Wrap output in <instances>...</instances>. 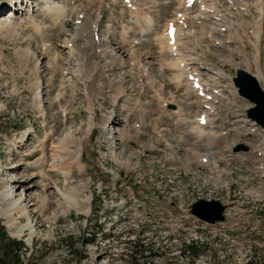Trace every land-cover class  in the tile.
Listing matches in <instances>:
<instances>
[{
    "label": "rangeland",
    "instance_id": "obj_1",
    "mask_svg": "<svg viewBox=\"0 0 264 264\" xmlns=\"http://www.w3.org/2000/svg\"><path fill=\"white\" fill-rule=\"evenodd\" d=\"M4 1L3 5H10ZM82 1L74 10L85 9V13L87 10V15L92 18L94 9L102 7L97 5L96 0L88 4L86 1L89 0ZM247 1L249 7L239 13L249 12L251 20H256L254 18L259 15L252 12L254 4L252 0ZM175 2L159 0V6L155 7V19L159 14L157 24L149 28L148 34L138 35L140 42L134 47L139 55L137 62L147 66L143 77L161 78L166 85L165 91H176L188 105L193 99L192 92L184 84L175 87L163 78L172 75L171 68L161 64L164 59L167 63L168 54L163 40L154 35L174 9ZM258 2L263 8V1ZM26 5L27 2L20 7L17 5L18 9L12 12L19 15L18 18H14L5 5L1 7L6 9L0 11V194L6 191L12 193L28 210L21 216L3 215L6 207L0 199V222L9 235L23 243L19 250L21 260L14 264H264V175L260 176L257 170L250 167L259 158L252 152L246 154L249 170L235 169L233 163L225 161L219 162L217 171L201 169L195 158L202 154L200 151L206 148L202 142L208 143L209 138L205 140V135L199 138L186 131L181 124L175 123L176 115L159 114L155 111L154 101L149 98L146 99L149 111H145L148 136L155 137V130L161 125L166 126L164 137L167 141H162L160 145L165 142L173 157L164 158L156 151L143 156L133 152L139 140L127 145L130 136L124 135L121 125V118L127 115L124 108L131 104L121 106L120 103L117 107L113 101L119 82L125 85L134 77L131 68L121 66L115 59L119 56L118 51L104 42L97 45L83 43L85 46L74 42L72 48L63 46L61 42V46L59 41L69 39L74 32L70 27L72 14L67 15L69 19L65 27V24H60L54 29L49 18L44 14L41 17L34 8L35 18L41 17L38 20L39 30L35 25H24L22 21L27 20V13L22 15L18 10H24ZM200 6L201 10L203 6ZM122 8L125 7L120 3L101 8L104 15L101 35L111 38L106 34L109 28L105 30L106 23L110 22L111 30L117 31L115 40L125 52L129 47L121 40V29L125 27L123 24H129L133 26L130 31L137 33L134 28L137 22L121 14ZM40 11L43 12L42 6ZM4 14L14 19L4 18ZM125 18L127 22L122 21ZM8 22L7 28H3ZM149 24L150 21L146 20L140 27L147 29ZM255 24L261 25L257 20ZM79 27L86 33L84 24L80 23ZM262 27L263 37L259 42L261 57L257 55L259 69L253 63L246 65L243 57L230 52L241 49L238 42H231V48L219 38L222 49L206 47L204 42L201 44L214 63L226 66V71L230 73L232 65L248 71L258 80L264 92V25ZM61 35L63 38L58 40ZM44 40L52 42L47 52L41 46ZM102 46L104 49L98 52ZM69 47L75 53L71 57L68 56ZM247 49L253 51L251 45ZM50 58H53L52 61ZM55 62L59 65L51 68L49 65ZM62 69L70 73H67L63 88H59V77L64 75ZM172 77L178 81L180 75L174 72ZM82 80L90 87H85ZM147 88L144 91H149ZM100 105L119 111L117 123L110 125L117 130L114 141L102 134L100 128L101 123H106L103 119H108L107 115H102L101 119L98 111H92ZM245 106L243 103L242 107ZM62 107L67 111L66 121H63ZM187 108L186 116L190 118L195 105L190 103ZM135 120L137 117L133 114L131 121ZM182 121L187 122L185 126L191 129L205 131L186 119ZM88 123L92 127L94 124L92 131L88 130ZM23 130L31 131L29 140H23L24 135H18ZM45 134L52 140L41 145ZM67 134L72 136L73 144L80 146L78 156L81 167L72 165V176H68L66 183L63 177H55L54 174L43 177L44 173L48 174L51 151L59 150L67 156L76 148L75 145L71 148L60 144ZM16 135L19 138L18 144L15 143L18 151L14 152L15 148L9 143ZM224 139L225 136L221 135L219 143H223ZM250 139V146L253 147V141L258 138L252 136ZM40 148V153L34 150ZM41 155L46 157L44 167L28 165ZM205 155L215 162L214 152L208 150ZM57 169L58 172L54 173L58 176L64 175L61 172L67 170L60 161ZM22 175L30 176V180L27 183L17 180ZM23 184L29 185V189L21 186ZM55 187L61 188L67 199L57 194ZM29 193L32 198L26 200L24 195ZM38 193L47 197L43 206L36 198ZM21 196L23 198L20 199ZM198 197L207 200L216 198L225 203L224 217L207 223L192 215L189 204ZM74 199L83 202V211L73 206Z\"/></svg>",
    "mask_w": 264,
    "mask_h": 264
},
{
    "label": "bare ground",
    "instance_id": "obj_2",
    "mask_svg": "<svg viewBox=\"0 0 264 264\" xmlns=\"http://www.w3.org/2000/svg\"><path fill=\"white\" fill-rule=\"evenodd\" d=\"M27 1V0H26ZM50 1V0H49ZM64 2H59L58 3V7H57V9H56V13L53 15L54 17H57V19H61L60 20V23H62V20L64 19V16H65V9H66V5L68 4V2L70 1V0H63ZM12 2L13 1H11V0H8V4H10V6L12 5ZM40 2H43L45 5H46V7H48V9H49V6L51 5V3L49 2V3H46V2H44V1H40ZM262 3V2H261ZM4 5H7V3H5ZM3 5V2L2 3H0V7L1 6H4ZM20 5H21V2H20V4L18 5V7H20ZM253 6H255V5H253ZM13 7H14V5H13ZM18 7L16 8V9H18ZM1 8H3V7H1ZM0 8V9H1ZM255 9H256V11L257 12H263L264 13V9L261 7V4H260V2H259V5L258 6H256L255 7ZM249 13V12H248ZM258 14V13H257ZM262 14V13H261ZM15 15V14H14ZM244 23L246 24L247 23V21H244ZM10 23L8 22L7 24H5V25H3L2 27L3 28H7V26L9 25ZM254 26H256V27H254ZM260 24H257V25H253V27H254V30H255V32L256 33H259V30H260ZM10 28V27H9ZM76 28V27H75ZM232 29L234 30V33H228L226 36H228V37H230L231 38V40H232V42H238L239 43V46L241 47V49H239V50H237V51H239L240 53H243L244 51H245V46H246V43H244V41L242 40V42H239V35H237V34H239V33H237V34H235L236 33V30H237V26L236 25H234L233 27H232ZM212 31H215V29L214 28H212L211 29ZM238 32V31H237ZM77 33L79 34H82V38L81 39H79V40H81V41H83L82 43H84L85 45H87L88 44V42H87V39H86V37H87V35L85 34V32H84V34H83V30H82V28L80 29V27H78V28H76L75 30H74V32L72 33V35L69 37V39H67L66 40V38H63V40H61V42H62V44H63V46H65V43L67 42V41H69V40H71L72 42H73V39H74V37L75 36H77ZM155 35H156V32H155ZM221 40H223V38L221 39ZM220 40V41H221ZM254 45L257 47V44L256 43H254ZM68 47V46H67ZM71 48H72V45H71ZM70 47H69V54H68V56L69 57H71V56H73V54H75V53H73L74 52V50L73 49H71ZM257 55H259V52L257 53V54H255L254 55V58L252 59V63H253V65L256 67V68H258L259 69V57L257 56ZM261 57V56H260ZM246 60V59H245ZM244 60V61H245ZM250 60V59H249ZM245 63H246V65H248L250 62L248 61V60H246L245 61ZM252 65V66H253ZM248 67V66H247ZM210 69L211 70H214L213 72H215L216 70H217V72L218 73H214L215 75H217V76H221L223 73H222V71L221 70H219V69H217L216 67H214V66H211L210 67ZM240 69L241 70H244V69H242V68H238V74H239V72H240ZM238 74H237V76H238ZM177 75V74H176ZM178 75H180V74H178ZM239 76L240 77H242V78H244V76L240 73L239 74ZM255 78V77H254ZM176 80V79H175ZM255 80H256V82L258 83V85H259V82H258V80L255 78ZM260 86V85H259ZM261 87V86H260ZM248 105H246L245 107H247ZM92 118V117H91ZM108 118V117H107ZM90 119V117L88 118V120ZM107 120L108 119H106V118H104L103 119V121L104 122H106L107 123ZM92 122H93V119H92ZM106 123H104V124H106ZM91 123H88V130H90L91 129ZM190 127V126H189ZM197 127H199V126H197ZM71 139L73 140V138H72V136L71 135H66L65 137H64V139H62L61 141H60V144H65V145H67L68 147H74V145L75 144H73V141H71ZM48 140L46 139V138H44L41 142H40V144L42 145V142H47ZM70 142V143H69ZM232 143H234V141H231ZM57 146V145H56ZM59 146V145H58ZM76 146V148L70 153V154H68L67 156H68V158H67V156H66V154H63L62 152H60L59 150H53V151H51L50 152V154H49V157H50V160H51V164L49 165V167H48V169H47V175H46V173H44V175H43V177H47V176H50L51 174H54L55 175V177H63V182L64 183H66V180L67 179H69V172H71L72 173V171H70L71 170V168H72V165L73 164H77V166H78V168H80L81 167V165H80V163H79V152H80V146H78L77 144L75 145ZM52 147H54V144L52 145ZM82 156V155H81ZM45 156L44 155H41L37 160H33V161H30V162H28V165H30L31 167H33V166H36L37 168H42L41 166H43L44 167V163H45ZM71 160V162H69V163H67V161H70ZM207 160H209V159H207ZM60 161V163L62 164V166L63 167H66L67 168V170L66 171H63V172H61L62 174H64V175H60V176H58V173H54V172H58V169H57V163ZM14 166V164L11 166V167H13ZM35 167V168H36ZM34 168V167H33ZM50 174V175H49ZM17 180H23V182L24 183H27V181H29L30 180V176H28V175H22L21 177H19V179H17ZM21 186H23V187H25L27 190L29 189V185H27V184H23V185H21ZM50 187H51V185H50ZM49 187V188H50ZM53 188H54V186H52ZM55 189H56V191H57V194H60L61 196H63V199L65 200V199H67V195H65L64 194V192H62L61 191V188H58V187H55ZM12 192V191H11ZM75 195H76V192H75ZM74 195V196H75ZM24 196H26V200H30V198H32L31 197V194L29 193L28 194V196L27 195H24ZM71 196V195H70ZM77 196V195H76ZM21 198H23V196H21L20 197V199ZM36 198H37V200H38V202H39V204H40V206H43L45 203H46V201H47V197L45 196V195H43V194H41V193H38V194H36ZM76 198V197H75ZM0 199H1V201H2V203L1 204H3V207L5 208H3L4 209V212H3V215L4 214H7V215H9V216H13V215H15V214H19L20 216L21 215H24V214H26L27 213V208L26 207H22L19 203V199H17V198H14L13 197V194L11 193H9V192H3V193H1L0 194ZM11 199V200H10ZM8 200H10V201H8ZM0 201V202H1ZM81 203H83L82 201H80L79 202V200L78 199H74V202H73V206L76 208V209H79L80 211H83V208H82V205L83 204H81ZM27 206V205H26Z\"/></svg>",
    "mask_w": 264,
    "mask_h": 264
},
{
    "label": "water",
    "instance_id": "obj_3",
    "mask_svg": "<svg viewBox=\"0 0 264 264\" xmlns=\"http://www.w3.org/2000/svg\"><path fill=\"white\" fill-rule=\"evenodd\" d=\"M240 73L244 75V78L239 76ZM239 74L234 80L239 86L240 93L254 103L252 107L247 109V115L264 126V93L258 88L257 84L251 80L248 74L243 71H240ZM222 208L223 205H221L217 199L207 200L198 198L190 205V211L193 214L207 221L221 219Z\"/></svg>",
    "mask_w": 264,
    "mask_h": 264
},
{
    "label": "trees",
    "instance_id": "obj_4",
    "mask_svg": "<svg viewBox=\"0 0 264 264\" xmlns=\"http://www.w3.org/2000/svg\"><path fill=\"white\" fill-rule=\"evenodd\" d=\"M22 245L21 241L7 233L4 225L0 222V264H14L21 260L19 250Z\"/></svg>",
    "mask_w": 264,
    "mask_h": 264
}]
</instances>
